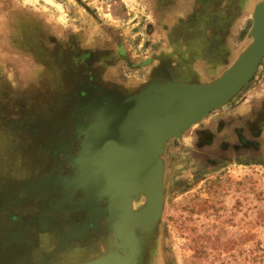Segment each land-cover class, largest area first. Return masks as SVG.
Segmentation results:
<instances>
[{
  "label": "rangeland",
  "instance_id": "rangeland-1",
  "mask_svg": "<svg viewBox=\"0 0 264 264\" xmlns=\"http://www.w3.org/2000/svg\"><path fill=\"white\" fill-rule=\"evenodd\" d=\"M263 1L0 0V264H264V55L228 101L167 139L156 223L145 213L149 162L122 155L137 189L118 205L136 256L90 168L93 147L117 141L137 103L229 71L255 41ZM234 8V47L215 59L209 44L224 41L215 36L225 24L213 16ZM51 46L63 53L58 71L40 64ZM214 61L218 74L205 79L196 68ZM43 212L50 223L38 236Z\"/></svg>",
  "mask_w": 264,
  "mask_h": 264
},
{
  "label": "water",
  "instance_id": "water-1",
  "mask_svg": "<svg viewBox=\"0 0 264 264\" xmlns=\"http://www.w3.org/2000/svg\"><path fill=\"white\" fill-rule=\"evenodd\" d=\"M254 19V43L221 78L208 84L183 83L170 91L171 93L164 92L158 103H137L135 118L122 126L119 139L100 145L97 143L93 147L90 168L95 173V179H91V182L108 189L110 209L119 215L124 223V230L137 245L134 256L138 253V239L127 221L125 211L119 207L118 200L124 195L125 189H129L130 194L137 187L128 181L120 166L122 155L132 154L136 159L148 160L149 168L142 173V180L145 181L143 189L148 195L145 213L146 219L156 223L163 211L160 156L165 150V143L167 139L179 136L192 123L201 120L228 101L252 77L264 55V1L256 6ZM110 166L118 169L120 175L111 177L108 173ZM123 181H128L129 185L120 189L119 185ZM111 229L117 230L114 226ZM120 264H135V259Z\"/></svg>",
  "mask_w": 264,
  "mask_h": 264
},
{
  "label": "crops",
  "instance_id": "crops-1",
  "mask_svg": "<svg viewBox=\"0 0 264 264\" xmlns=\"http://www.w3.org/2000/svg\"><path fill=\"white\" fill-rule=\"evenodd\" d=\"M35 1V0H33ZM50 1H55V0H50ZM228 6L231 7H235V5L233 3H227ZM213 19H216L215 21H222L225 24V30L224 32L220 33L221 35L215 36V38L217 37H223V35L225 36L224 41L218 45L217 42L212 41L209 45L211 48V51L215 54L214 58L217 59V57L219 56H227L226 54L230 53L231 50L233 49L232 45H231V38L236 37L235 35V28H236V23L238 21H240L241 16L240 13L237 11L236 8L234 9H226L223 13H218L216 12V14L213 16ZM52 30H54L53 28H51ZM55 32V31H54ZM193 32V31H192ZM232 32V33H231ZM224 33V34H223ZM231 37V38H230ZM230 43V45H229ZM228 47V48H227ZM47 49L46 51V56L40 57V64L43 65V68L46 70H54V71H58L60 69V65L64 64L63 63V59L61 57V55L63 54L60 50H55V47L51 46L49 48H45ZM44 51V49L42 50ZM187 53V51H185ZM218 62L214 61L211 62V66L208 68L202 66L199 68H196L197 71H203V76H205V79L207 77H211L210 73H214L216 74L219 67H217ZM208 71V72H207ZM218 74V73H217ZM204 79V78H203ZM206 81V80H205Z\"/></svg>",
  "mask_w": 264,
  "mask_h": 264
},
{
  "label": "flooded vegetation",
  "instance_id": "flooded-vegetation-1",
  "mask_svg": "<svg viewBox=\"0 0 264 264\" xmlns=\"http://www.w3.org/2000/svg\"><path fill=\"white\" fill-rule=\"evenodd\" d=\"M42 133H46V132H42ZM34 134L32 133V136H33ZM42 135V144L44 145V144H46V138H45V136L43 135V134H41ZM56 145H55V141H52V144L50 143V144H47L45 147L47 148V149H49V150H51L53 147H55ZM44 147V148H45ZM57 148V151L58 150H63V148H60V147H56ZM2 208V207H1ZM56 213H58L59 215L60 214H65L64 213V211H62L61 209H58L56 212H55V214ZM53 216H55V215H52V217ZM55 218L53 217V220H54ZM59 222V221H58ZM50 223V217L48 216V214H47V212H43V214L41 215V218H38L35 222H34V226H35V230H37V232H38V236H40V235H42V233L44 232V228L47 226L48 227V224ZM64 227V225L65 224H63L62 222H59V223H57V224H53V226H54V228L56 229V230H58V231H60L61 229H62V226ZM89 228L91 229V226H89ZM49 232V231H48ZM22 233V229L21 228H19L17 231H16V233L14 234V236H19V234H21ZM40 234V235H39ZM113 234V233H112ZM22 235V234H21ZM37 236V235H36ZM23 239H24V241L23 242H21V243H24V244H26V242H28V240L26 239L27 238V236H25V237H22ZM27 240V241H26ZM61 264L60 263V261H59V259L57 260H55L54 261V264ZM43 264H51V263H49V261L47 262L46 260H45V262L43 263Z\"/></svg>",
  "mask_w": 264,
  "mask_h": 264
}]
</instances>
